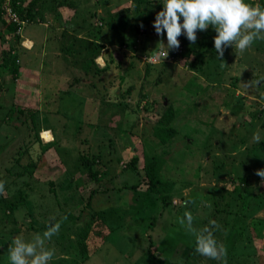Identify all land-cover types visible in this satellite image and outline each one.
<instances>
[{
	"label": "rangeland",
	"instance_id": "rangeland-1",
	"mask_svg": "<svg viewBox=\"0 0 264 264\" xmlns=\"http://www.w3.org/2000/svg\"><path fill=\"white\" fill-rule=\"evenodd\" d=\"M11 1L34 18L14 31L0 17V264H9L14 237L42 233L53 217L61 228L47 245L50 264H220L195 253L178 222L185 211L197 228L223 221L214 237H223L228 264H264V185L255 175L264 169V41L242 54L226 47L221 60L210 27L195 44L178 37L163 59L166 32L153 26L160 0ZM33 31L37 43L26 48ZM41 45L52 71L37 77L36 49L23 50ZM169 104L176 135L164 144L153 131ZM135 155L136 169L125 167ZM153 159L155 188L145 184ZM236 217L258 222L250 240L237 242L228 226Z\"/></svg>",
	"mask_w": 264,
	"mask_h": 264
},
{
	"label": "clouds",
	"instance_id": "clouds-1",
	"mask_svg": "<svg viewBox=\"0 0 264 264\" xmlns=\"http://www.w3.org/2000/svg\"><path fill=\"white\" fill-rule=\"evenodd\" d=\"M162 10L156 13L154 28L161 37L166 32L167 43L163 39L157 42L163 59L169 50L180 47L178 37L186 36L190 44L197 41V30L206 31L210 27L216 35L213 37L217 58L221 59L226 47H232L235 54L244 53L255 41H264V7L259 4L246 3L245 0H160ZM143 27V25H140ZM23 46L32 48L33 41L24 37ZM30 41L32 44L26 45ZM22 43V42H21ZM157 48V47H156ZM31 51L24 49V51ZM256 83V82H252ZM253 141L259 143V132L253 134ZM255 175L261 178L264 185V169L255 170ZM5 190V181H0V193ZM194 203V201L186 202ZM54 221V222H53ZM178 222L187 233L194 237L195 253L211 260L226 264V249L214 237V229L220 226L215 220L201 228L194 226V217L190 211H185ZM61 222L55 217L49 220L45 230L35 233L30 239L16 236L8 246L9 264H50L55 250L49 248L48 242L57 235Z\"/></svg>",
	"mask_w": 264,
	"mask_h": 264
},
{
	"label": "trees",
	"instance_id": "trees-1",
	"mask_svg": "<svg viewBox=\"0 0 264 264\" xmlns=\"http://www.w3.org/2000/svg\"><path fill=\"white\" fill-rule=\"evenodd\" d=\"M10 1L11 0H5V3L7 2V5L11 6L10 9L13 12H15L16 16L18 17V22L13 21L12 19L7 20V17H6V15H7L6 8L7 7L4 6L5 3L2 6H0V17L2 15V18L4 19V22L8 23V27H11L14 31H17L19 29L20 25L29 24V21H31L34 18V12L31 11L32 7L22 8L21 6H19V4L16 3V1H11V4H10ZM72 36H73L72 38H75V39H72L70 37L72 40H74L75 42L77 40L79 42V40H78L79 37H80L79 35L75 36V35L72 34ZM182 37L184 38V36H182ZM24 52H23V54H24ZM26 52H27V50H26ZM172 54L174 56V53H172ZM44 69L46 70V66L43 67V70ZM95 85H93V86H95ZM117 97H118V95L114 96V98H117ZM8 114H9V116H11L12 115V110H9ZM173 118H174L173 117V110H172L171 105L169 104V105L165 106V108L163 109L161 114L158 116L157 126L155 127V129L153 131V134L155 135V137H157L159 139V141H161V143L167 144V142L169 140H171L174 137V135H176V130L171 125ZM25 125H27V124H25ZM36 141L39 142L38 136H36ZM81 157L83 159L82 161L85 162L86 165L90 166L91 161L88 158V156L85 153H83L81 155ZM137 161H138V158L135 155L129 161L126 162L127 164H126L125 167H129V169L135 170ZM158 183H159V179H158V177L156 175V160L153 159V160H151L150 162L147 163L146 168H145V184L148 187L155 188ZM96 191H97L96 189L94 191L92 190L90 197L92 195H94V193ZM247 191H249V193L251 194L252 189L251 190H246L245 192H247ZM53 192H55V191H53ZM90 197L87 200V204H89L91 202V198ZM219 211H220V213H224L225 212V215L229 214L230 207L228 205H226V207H223V206L220 205ZM217 212H218V210H217ZM238 219H239V217L234 218L233 219L234 223L232 222L233 225L232 224L228 225V226H230L233 229V231H235L237 233L238 232L240 233V232H242V230H246V228L248 226L250 227L251 230H252V228L255 229V230L256 229L259 230L258 226L256 224L249 225L246 222V220L237 221ZM236 221L238 222V227L235 225ZM220 223H221L220 227H221L222 231H225V228L222 227V226H224L223 221H220ZM240 229H242V230H240ZM257 234H259V233L257 232ZM237 236H238V239H237V242H238L240 240V238H241V234L240 235L238 234ZM215 238H216V240H217V242L219 244H223L224 243L223 237H219V238L215 237ZM220 238H222V240ZM247 256H249V255H247ZM237 262H239L241 264H245V259L244 258H240L239 260H237ZM253 262H254V259L252 258V263ZM226 264H228L227 261H226ZM232 264H234V263H232Z\"/></svg>",
	"mask_w": 264,
	"mask_h": 264
},
{
	"label": "crops",
	"instance_id": "crops-1",
	"mask_svg": "<svg viewBox=\"0 0 264 264\" xmlns=\"http://www.w3.org/2000/svg\"><path fill=\"white\" fill-rule=\"evenodd\" d=\"M36 33L37 32H31V33H29V34H31L29 37L30 38H28V39H31L32 41H33V44H35L36 45V43H37V38H36ZM63 34H66V35H69V31H66L65 30V32L63 33ZM79 35V34H78ZM61 36H64V35H61ZM34 49H36V52H35V56L37 57V62L39 63L38 64V70H37V72H35V73H33L32 72V70H31V74H33V75H35V76H40V77H43V75H44V72H50V71H52L51 70V67L50 68H46V70L44 69L43 70V67H44V65L45 64H47L46 63V59H47V57H49V54H51L50 53V51H46L45 50V47H44V45H41V47H40V50L39 49H37V47H35V48H33L32 50H34ZM31 50V51H32ZM31 51H27L28 53H30ZM26 51L24 52V54H28ZM47 52H49V53H47ZM53 54H55V52L53 51ZM25 66V65H24ZM47 66H50V65H48L47 64ZM25 68H26V66H25ZM29 73V71L28 70H26V69H24V70H22V73L20 72V75H22L23 73ZM42 74V75H41ZM24 75V74H23ZM30 89H32L33 90V88L31 87ZM39 93H41V92H39ZM257 212H258V209L256 210ZM257 214H259V212L257 213ZM257 214H254V215H252V216H256ZM251 216V217H252ZM250 217V218H251ZM246 222L249 224V225H252V224H256V223H258L257 221H251V219L250 220H246ZM252 223V224H251ZM250 231H252V234H250ZM264 231V230H263ZM240 234H241V239H246V240H250V237H251V235H256L254 232H253V230H251L250 229V227L248 226L247 228H246V230H242V232H240ZM246 235H248V237H246V238H244ZM257 235H259V234H257Z\"/></svg>",
	"mask_w": 264,
	"mask_h": 264
},
{
	"label": "built area",
	"instance_id": "built-area-1",
	"mask_svg": "<svg viewBox=\"0 0 264 264\" xmlns=\"http://www.w3.org/2000/svg\"><path fill=\"white\" fill-rule=\"evenodd\" d=\"M6 12H7V20L12 19L13 21L18 22V17L16 16L15 12H13L10 8H6Z\"/></svg>",
	"mask_w": 264,
	"mask_h": 264
},
{
	"label": "bare ground",
	"instance_id": "bare-ground-1",
	"mask_svg": "<svg viewBox=\"0 0 264 264\" xmlns=\"http://www.w3.org/2000/svg\"><path fill=\"white\" fill-rule=\"evenodd\" d=\"M45 132H46V131H45ZM46 140H49V139L46 138Z\"/></svg>",
	"mask_w": 264,
	"mask_h": 264
}]
</instances>
